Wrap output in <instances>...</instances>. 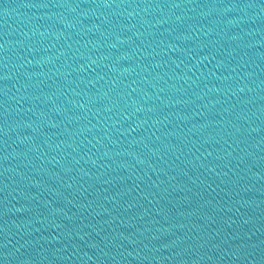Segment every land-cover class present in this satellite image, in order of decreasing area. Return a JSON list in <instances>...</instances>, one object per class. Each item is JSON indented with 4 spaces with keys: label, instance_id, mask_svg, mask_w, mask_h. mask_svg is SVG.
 <instances>
[{
    "label": "water",
    "instance_id": "water-1",
    "mask_svg": "<svg viewBox=\"0 0 264 264\" xmlns=\"http://www.w3.org/2000/svg\"><path fill=\"white\" fill-rule=\"evenodd\" d=\"M0 264H264V0H0Z\"/></svg>",
    "mask_w": 264,
    "mask_h": 264
}]
</instances>
